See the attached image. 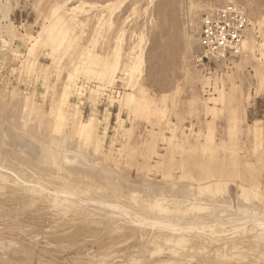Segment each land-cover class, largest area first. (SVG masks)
Here are the masks:
<instances>
[{
  "label": "rangeland",
  "instance_id": "obj_1",
  "mask_svg": "<svg viewBox=\"0 0 264 264\" xmlns=\"http://www.w3.org/2000/svg\"><path fill=\"white\" fill-rule=\"evenodd\" d=\"M249 1L0 0V95L16 88L48 111L65 97L74 119L96 120L107 157L125 167L131 155L135 182L158 183L161 164L175 179L178 161L191 155L201 162L212 150L223 157L224 146L255 163L256 150L264 154V66L254 59L264 44V0ZM230 3L252 18L250 50L199 62L202 16ZM261 181L264 190V162ZM237 190L231 185L234 201ZM34 209L0 203V237L32 251L5 254L11 263L93 264L106 252L114 259L107 264H128L142 247L130 248L131 240L104 250V232L45 247L55 218ZM36 234L40 243L29 238Z\"/></svg>",
  "mask_w": 264,
  "mask_h": 264
},
{
  "label": "bare ground",
  "instance_id": "obj_2",
  "mask_svg": "<svg viewBox=\"0 0 264 264\" xmlns=\"http://www.w3.org/2000/svg\"><path fill=\"white\" fill-rule=\"evenodd\" d=\"M247 39L240 54L250 50ZM260 47L254 59L264 66V44ZM206 59L214 60L202 49L198 60ZM63 100L48 111L16 88L0 95V203L34 207L32 214L39 217L51 212L55 220H47L54 225L45 247L75 245L104 232L107 239L99 241L103 249L131 240L125 248L142 246L131 256V264H264L262 151L255 149V163L238 159L231 146H224L223 157L212 150L201 162L187 155L178 161L177 178L170 165L161 164L158 183L147 177L135 182L129 176L131 155L125 167L107 157L104 137L96 136V120L83 124L74 119ZM233 184L238 189L235 201L229 192ZM19 228L25 235L33 233ZM37 234L30 240L38 242ZM0 251L6 264L18 263L5 254L32 252L3 237ZM111 254L102 252L93 264L113 261Z\"/></svg>",
  "mask_w": 264,
  "mask_h": 264
},
{
  "label": "built area",
  "instance_id": "obj_3",
  "mask_svg": "<svg viewBox=\"0 0 264 264\" xmlns=\"http://www.w3.org/2000/svg\"><path fill=\"white\" fill-rule=\"evenodd\" d=\"M251 20L242 7L232 3L204 14L199 35L205 52L221 61L239 55L243 40L252 30Z\"/></svg>",
  "mask_w": 264,
  "mask_h": 264
},
{
  "label": "snow or ice",
  "instance_id": "obj_4",
  "mask_svg": "<svg viewBox=\"0 0 264 264\" xmlns=\"http://www.w3.org/2000/svg\"><path fill=\"white\" fill-rule=\"evenodd\" d=\"M262 227H264V225H262Z\"/></svg>",
  "mask_w": 264,
  "mask_h": 264
}]
</instances>
